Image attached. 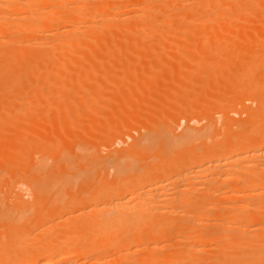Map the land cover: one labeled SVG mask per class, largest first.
<instances>
[{"label": "rangeland", "instance_id": "rangeland-1", "mask_svg": "<svg viewBox=\"0 0 264 264\" xmlns=\"http://www.w3.org/2000/svg\"><path fill=\"white\" fill-rule=\"evenodd\" d=\"M85 1H86L87 5H88V3L90 4V5H88L89 8H90V6H94V5H96L95 8H97V6H99V4L100 5L101 4H105V5L110 4L111 6L109 5V6H104V7L115 8L117 3H119L117 0H93V1L84 0V2ZM114 1L115 2L117 1V2L115 3ZM141 1L143 2V0H135V1L133 0V2H135V3H132V5H131V2H132L131 1L128 4L130 7V11H128L127 13L126 12L123 13V14H126V16L122 14L125 18L122 15H121V17L120 16H117V17L114 16L116 14H113V16H114L113 17L111 13L110 14L108 13L107 16L108 15L110 16V17L108 16V20L111 18L112 23L110 20H109V22H108V20L106 21L108 23L105 22V20H106L105 18H107L106 15H105L106 17L101 15L102 16V17L100 16L101 19L99 17H97L99 19L95 18V15H93V13H94V11H93L92 15L94 16V18L93 17L89 18V19H91V20H89L90 22L89 21L86 22L85 19L83 20V24L80 22L81 19L76 21V26H78V28H80L79 23H78V22H80V26L82 27V29H80V30L76 27L74 28L75 23H73V22H75L74 20H76L77 16H75V14H77V13L71 9L74 5H76V3L78 4L80 2V0H79V2L76 1L73 3V1H72L71 3H69V5L71 7L69 5H67V8L70 7L71 11H74L75 19H72L73 22L71 21L72 23H70V25L73 24V26L72 25L70 27L66 26L67 31H70L68 29L73 28L72 29L73 32H76V34L79 33L81 35L83 33L84 34L83 36L86 37L85 33L87 31H90L91 27L92 26L94 27L95 23H97V25L100 26L103 24V21H104V24L106 23L107 26H110V28H107V27H104L105 25L103 24L102 25L103 29L100 27L102 29L101 30L95 24L94 29L96 27H98L100 30L98 28L97 29L100 32L97 31V29H95L96 31L94 34L97 35V37L92 36V37H94V39H90V38L86 37L85 39L88 42L81 38L83 36H80L81 40H83L84 42H82L80 40L79 44H71V46H70V44L67 43L68 44L67 45L65 42H67L66 40H68V39L67 38L65 39L66 36H64V34H65L64 31L62 32L63 34L61 32H58V31L55 32L54 31L55 33L58 32V34H56V35L59 36V34L61 33L64 36V38H63V36L60 35L61 37L59 36L57 38V36H55V33H53V32L52 33L54 36L50 35L51 31L47 32V31H49L47 28H42L43 30L47 29V30H44L46 32H44L43 30H41V32H40V30H39L40 28H39V29H37V30H39V32L37 30L35 31V33H38L37 35L36 34L29 35L30 37H33V39L29 38V37L27 38L26 33L16 34V35L9 34V36H8L9 38L7 37L6 40H11L12 42H14V41L18 42L19 41L17 44H19V43L22 44L23 42L25 43L26 42V41H24L25 37H26L25 40L28 39L31 42L34 41V43L37 42V39H38L39 41L37 43L43 42L42 43L43 45H41V47L39 48V50L41 48H43L42 49L43 51L42 50H41L42 52L40 51L42 53L40 55V56H42L41 59H40V56L37 58L30 59V61H27L24 64L21 72L14 73V75H10V76L6 74L5 77H3V79L0 76V90H1V92H0L1 93L0 105H3V106L5 105V108H6L5 111H2L1 110L2 108H0V114H2V113L6 114L12 120V122H10L8 125L9 127H7L6 131H4L5 134H3V136H6V138H0V142L2 141L0 143V161H1L0 162L1 163L0 164V184H1L0 185V200L2 201V202H0V205H1L0 210H2V211H0V214H1V212H2V214H4V210H5V214L3 215L4 216L3 219H5L7 214H12V216L9 215L8 217L13 218V216H14V219H16V217L24 214L25 217L22 218V216H21V218H22V220L24 219L26 221V224L24 225V227L23 226L20 227L19 230H17V229L13 230L12 229L13 224L12 223L10 224V222H5V221H7V217H6L5 221H0V222L4 223V224L0 223V229L1 228H2V230L4 229L3 232H2V230L0 231V233H1L0 238L2 236L1 239H3V241H1V239H0V242H1L0 243L1 244V246H0V254H1L0 255V258H1L0 261L1 262L4 261V259H6V260L8 259L10 261L11 260L15 261L16 259H18V256H19V255H17V252H21V250L22 251L23 250L32 251L35 249H39L41 247L42 248H44V247L49 248L50 244L54 243L52 241V239L50 240L49 238H47V234L51 230V228H50L51 225H55L54 227L51 226L52 229H55V232L58 235H61V237H59V236L57 237L56 241H62L65 237L75 238V236H77L78 239H83V241H80L78 243L66 244L65 246L62 247L63 251H66V250L69 251L72 249H76V250L80 249L79 251H82L83 249L89 250L91 248L90 242L92 241V237L98 233H105V230H107L105 234L110 233V235H108V236L111 238L114 237L115 235H117L116 244H118L117 241L119 239L125 238L126 235H127L126 237L128 238V237H131L132 235L134 236V235H138L140 233L141 234H144L145 232L147 233V230H148V227L150 224L148 221H145L146 224H145V222H140V220H138V222L135 221L133 225H131L132 223L127 224L131 220V215H133V214L128 215L130 217H126L121 223H113L110 226H104V227L100 226V228H98L99 226L90 225L89 222L92 221V219L94 217H92L90 214L87 215V212L90 211V209L92 208L91 206L94 203L92 201V199H94L93 197L95 196L94 193H96V194L101 193L102 190H104V191H106V190L109 191L112 189L114 190V187H116V185L117 186L119 185V191L121 189L122 190L121 193L124 191L123 194L126 195V193H128V191L130 190L129 186L133 185V183H134V182H132L130 177L133 176V173H135V172H132L133 170L135 171V169L137 170L138 173L141 172L140 175H142V173L145 172V169L147 167L152 168V166H153V168L164 166V167H162L164 169L166 168L167 170L181 172L182 169L185 170V166H184L185 162H188V160L189 161L192 160V158H197V156L200 157V155H202L201 153H203L205 155L206 152H208V151L210 152L209 149H211V151H212L213 150L212 146H214L215 149L217 147L219 149V145L223 144L222 146H225L227 143L228 144L237 143L238 142L237 140H239V142H240V141H243V139H245V138H251V140L253 139L252 142L256 143L257 142L256 140H259V139L264 137V131H263L264 127H263L262 122L261 123L256 122V121L251 122L252 120H254L252 117V114H254V113H256V111L258 112L260 110L261 102L264 101V84H263L264 83V65H263L264 64L263 63L264 62V59H263L264 58V43H263L264 42V0H259V2L262 1L261 4L260 3L259 4L254 3L255 6H253V4H252L253 7L250 5L251 7L247 9L248 11H246L244 9L242 11L237 10V11H239L237 13H236V11H235V13H232V11H231L230 12L231 14L228 12H226V13L225 12H221V13L217 12L215 15L214 11H211V12L209 11V12H205V13L199 15L200 12L199 13L195 12V13H197L198 18L197 17L194 18L195 17L194 15L190 16L191 14H189V13H185L186 10H185V12L183 11L182 13H180L181 12L180 7H183L182 10H184L187 7V5L190 4L189 0H187L188 2L186 0H183V4H182V0H181V4L183 6L179 7L178 12L176 11V14H175V12L174 13L173 12H171V13L161 12V14L156 12V14H160V18L158 19V15H157V17L155 16L156 19L154 18L155 20L152 19V21L157 22V20L158 21L160 20V22H157V24L155 23L157 26L155 25L152 27H145V28L143 26V27H139V28L137 27L136 29L133 27V25H132L133 23L130 24L132 26H130V25L126 26L125 24L129 23V22H127L128 19L126 21V18L128 17L127 16L128 13L131 14L133 12V9L137 8L139 6V4H141ZM90 2H92L93 4L91 5ZM85 4L82 6L84 7ZM78 5H81V4H78ZM82 6H81V8H83ZM102 6H100L99 8L101 9ZM85 7L83 9L84 11L81 10L82 11V16H81L82 19H83V15H85V14H83V12L85 13L86 10L88 9V7H86V8ZM65 8L66 7H64V9ZM252 8H254V10ZM103 9L105 10L106 8H103ZM111 9H109V11ZM88 10L92 11L91 8ZM98 10L99 9H95V13L99 12ZM126 10H129V8H127ZM126 10H124V11H126ZM249 10H251L253 12H251ZM64 11H66V9ZM68 11H70V10H68ZM81 11H79V13H81ZM109 11L107 10V12H109ZM187 12H189V11L187 10ZM79 13L77 15H79ZM121 13L119 12L118 15H120ZM163 13H164V15H163ZM207 13H208V15H207ZM210 13H213V14H210ZM69 14H72V12L71 13L69 12ZM87 14H88V11H87ZM98 14L100 15L103 13L100 12ZM92 15H89V16H92ZM206 15H207V17H206L207 19L210 17V19L214 18V20H212V21L210 20L209 21L210 23H205L207 19L203 20L202 18H204ZM212 15H214V17H212ZM29 16L31 18V15H27L28 18H29ZM103 17H105V18H103ZM71 18H74V17H71ZM216 18H218V19H216ZM14 19H10V21L11 20L14 21ZM93 19H95V20H93ZM102 19H104V20H102ZM167 19L174 20L173 21L174 24H171V21H170V22H168V23H170V25L169 24L167 25V23H165ZM192 19H194V20H192ZM196 19H200V20H196ZM32 20H33V17L31 18V21ZM202 20L204 22H201ZM31 21L29 20V22H31ZM190 21H192V22H190ZM232 21H233V23H232ZM98 22L99 23L102 22V24H99ZM179 22H182V23L185 22L187 25L186 24L180 25ZM121 23H124L123 24L124 26L121 25ZM162 23H165L166 26L163 25ZM11 24H14V22L13 23L11 22ZM202 24H203V26H202ZM247 24H248V26H247ZM53 25H54L53 27H55V23ZM65 25H69V23H67ZM227 25H228V27H227ZM111 26H112V28H111ZM233 27H234V29H233ZM55 28L58 29L57 27H55ZM55 28H53V29H55ZM205 28H206V30H205ZM240 28H242V29H240ZM74 29L76 31H74ZM231 29H233V30H231ZM50 30H52V29H50ZM135 30H137V31H135ZM92 31H93V29H92ZM211 31H213V32L211 33ZM71 32H70V34H71ZM132 33H134V35ZM72 34H73V35H71L72 37L76 36V34L75 35H74V33H72ZM79 34H77V35L79 36ZM86 34H88V32ZM65 35H67V37H69V38L71 37L68 35V33ZM202 35H203V37H202ZM143 37L146 40L145 39L143 40L142 39ZM60 38H61V40H60ZM206 38L208 39V42H207ZM57 39H59V41H61L60 43H62V42L65 43V45H60V48L62 47L61 49H58L59 47L55 46V44L59 43V41L56 42ZM78 39H79V37H78ZM95 39L97 42L93 41ZM213 39H215V40H213ZM238 39H239V41H241V43L239 41H237ZM22 40H23V42H22ZM150 40H152V41H150ZM211 40H212V42H211ZM29 41H28V43H29ZM50 41H52V42H50ZM250 41H252V42H250ZM16 42H14V43H16ZM28 43H25V44L28 45ZM102 43H103V45H102ZM207 43H209V44L207 45ZM96 44H97V47H95ZM135 44H137V45H135ZM147 45H149V46H147ZM64 46H65V48H64ZM74 46H76V48H74ZM208 47L210 50L208 49ZM217 47L219 48V50ZM197 48H198V50H197ZM84 49H85V51H84ZM55 50L56 51L62 50L64 52L59 53L57 51L58 52V55H57V54H55ZM97 50H99V51H97ZM40 52H38V53H40ZM51 52H53L54 53L53 55H56L57 57L56 56L50 57L52 54ZM107 52H108V54H107ZM43 54L44 55L47 54L46 55L47 60L45 58H43L44 57ZM222 54H225V56ZM196 55H198V57ZM219 55H221V56H219ZM259 55H260L261 60H260V58L257 57ZM0 56H2V55H0ZM54 58H56V59H54ZM222 58H223V60H222ZM225 58L228 61L227 63L225 62L226 61ZM229 58H230V60H229ZM254 58H258L259 62L261 61L260 62L261 64L257 63L258 62L257 59L255 60ZM253 59H254V61H252ZM49 60H50V62H49ZM31 62H32V64H30ZM47 63L49 64V66ZM61 63H63V64H61ZM188 64H189V66H188ZM225 65H227V68ZM25 66H27L26 69H25ZM33 66H35L37 68H35ZM231 67H233V68H231ZM27 69L28 70L30 69V70L27 72ZM249 70L250 71L253 70V71L250 72ZM84 71H85V73H84ZM223 72H225V73H223ZM22 73L26 74V75L23 76ZM17 74L20 75L19 76L20 78H18L19 81H17L18 79H16V77L18 76ZM191 80H192V82H191ZM16 82H18V83L20 82L21 83L20 86ZM250 83H253V84H250ZM16 84H17V87L15 86ZM19 87H21V88H19ZM50 93L53 95H51ZM130 93H131V95H130ZM251 93L253 94V96L251 95ZM256 95H257V97H256ZM228 98H230V99H228ZM196 99H197V101H196ZM232 103H233V105H232ZM92 104H93V106H92ZM224 104H225V106H224ZM250 104H251V106H250ZM99 108H101V110ZM166 108L168 110H166ZM226 108H227V110H226ZM218 110H219V112H217ZM26 111H27V113H26ZM103 111H104V113H103ZM167 111H169V112H167ZM108 112H110V113H108ZM116 112L119 114H117ZM128 112H130V113H128ZM120 114H122L123 116ZM110 115L112 118H110ZM123 117H125L126 119ZM103 118H104V120H103ZM114 118L117 120H115ZM207 118H209V119H207ZM138 119L140 120V122L141 121L142 122L140 123ZM245 119H248L249 121L248 120L245 121ZM215 121H217V122H215ZM116 123H118V124H116ZM128 123H129V125H128ZM258 124H262L261 126L263 127V130H261L262 129L261 126L256 127L257 130H256V128H254ZM70 125H71V127H70ZM93 125H95L96 127H94ZM111 125H113V126L117 125L118 127H113ZM248 125H249V127H248ZM60 126H61V128H60ZM82 126H83V128H81ZM87 126H89V127H87ZM251 126H254V127H251ZM34 128L36 130L38 129L41 135L39 133L37 134L35 132L36 130ZM187 128H190V129H187ZM228 128H229V130H228ZM247 128H249V129H247ZM252 128L254 130H256V132H254V130ZM258 128L260 131L258 130ZM50 130H52V131H50ZM224 130H226L228 132H226ZM230 130L232 133L229 132ZM239 130H241V131H239ZM80 131L82 132V134ZM128 132H131V133L129 134ZM178 132H179V135L177 134ZM194 132H196V133H194ZM205 132H207V133H205ZM215 132L217 133V135H215L216 134ZM249 132H251V133H249ZM95 133H97V134L95 135ZM17 134L18 135L23 134L24 138L23 139L22 138H16ZM25 134H27L28 136L27 135L25 136ZM59 134L61 135V138H59L60 137ZM248 134H249V136H247ZM9 135H11V136H9ZM45 135H47L48 138H47V136L45 137ZM147 135L150 138L147 137ZM154 135L156 137H154ZM255 135H256V137H255ZM143 136L145 137V140H146V143H144L145 140H143V143L146 145L143 144L144 147L142 146L143 147L141 149L142 154H136L135 153L136 154L135 155L133 144L136 146V141L137 140L140 141L142 139L141 137H143ZM185 136H189V137L191 136V137L189 138V137H185ZM237 136H238V138H237ZM64 137L67 138V140H69L71 142H68L67 140H65ZM136 137H137V139H136ZM179 137H181V138H179ZM229 137L231 140L228 139ZM240 137L241 138L243 137V138L241 139ZM109 138H110V141H109ZM62 139H64V140H62ZM89 139L91 142L89 141ZM147 139L150 142H148ZM182 139H184V140L182 141ZM221 139H223V140H221ZM224 140H226V141L224 142ZM228 140H230V141H228ZM66 141H67V144H69V145H66ZM107 141H108V143L106 144ZM180 141H182V142H180ZM16 143H18V144H16ZM205 144L207 147L204 146ZM21 145L22 146L24 145L23 148ZM32 145H33V147L34 146L35 147L33 148ZM177 145H178V147H177ZM210 145H211V148H210ZM256 145H254V146H256ZM37 147H39V148H37ZM128 148H129V150L130 149L131 150L129 151ZM6 149H8V150H6ZM186 149H187L188 154H186L187 152L183 154V152H185ZM218 149H216V150H218ZM2 150H3V153H2ZM26 150H27V152H26ZM121 150H122V152H121ZM123 150L128 152V153L132 152L131 154H134L133 156H136V157L130 156L127 153L128 156H130V158H128L126 156V153H124ZM180 150L182 151V153ZM29 151H30V153H29ZM65 151H66V153H65ZM85 151H86V154L84 153ZM113 151H115V152H113ZM118 151L120 152L121 155H122V153L125 154V157L130 160L128 162L126 159L127 163L126 162L124 163V165H126V166H124V168H128L127 171H130L132 174L130 172L127 173L126 170H125L126 173L124 172L126 175L125 174L121 175V173L118 172V170H119L118 167H121L120 165L122 163L120 165H118V164L121 161L123 162V158H122V160L117 158L119 156V154H117V156H116V153ZM60 152H62L63 155ZM69 153H71V156L69 155ZM144 153L145 154L148 153L151 156L147 155V156H149V158H148ZM27 154L31 155V156L29 155L30 158ZM58 155H61V156H58ZM67 155H69V156L66 158L65 156H67ZM80 155L82 157H80ZM140 155L141 156L143 155V156L141 157ZM158 155H159V157H158ZM20 156H22V158H20ZM192 156H194V157H192ZM263 156H262V158L250 159L248 161L246 160L244 163H242L241 165H237L235 168L229 167L227 169V172L224 173V177L222 179H223V181H225V180L228 181V184H226L224 186V190L227 193H229V195L227 194L228 196L226 195L224 197V199H220V198L216 197L214 194H212L218 190L219 186L223 187L222 183L218 184L219 183L218 182L217 184L219 186L218 185L216 186V184H214V186L212 185L210 187V190H208L207 188H208V186H210L208 184H210V183L207 182V179L211 178L210 172H207L206 168H202V169L198 168V165H196V163L194 161H193L194 163L192 162V164H193L192 166L194 167V171L192 172L193 174L191 173L190 181H187V178H185V176H184V178L179 177V175L176 176L174 181L172 183H170L171 185H169V187H168L169 190H164L165 194H164V192L161 191L164 195L162 196V193H161L160 197H161L163 202L173 203L174 202L173 198L177 194L178 195H184L187 193H188L187 195L191 194V192L189 191V189H191V188H189V187L193 186V187H195L193 190L198 189L199 193L197 191H193L191 189V191H193L192 193H196L199 195L194 194V196H192V198H194L196 195V197H195L196 201H202L201 199H203V201H204V199L215 200V202H217L218 207H219V205H218L219 201H220V203L223 202L220 205V207H225V206H222V205H225L224 203H228V202L234 203V201H245L246 200V201H251V202H253V201H255V202L256 201H258V202L262 201L263 202L264 201V181H263V185L254 186L253 189H249L247 191L249 193H247L244 196L241 194V195L236 197L234 195L231 196V194H230L231 191H233L236 188L243 189V184H245V182H242V181L252 180V178H254L255 175L256 176L259 175L258 176L259 182L264 180V157ZM26 157H28V158L25 161L23 158H26ZM75 157H77V158H75ZM86 157H88V158H86ZM125 157H124V160H125ZM8 158H10V159H8ZM63 158H65V159H63ZM74 158H75V160H74ZM82 158H83V160H82ZM89 158H92V160ZM142 158L143 159L145 158V160H142ZM114 159H115V162H114ZM157 159H158V161H157ZM217 159H218V161H220L219 160L220 158H217ZM62 160L64 161V163ZM76 160H78L77 163L75 162ZM89 160H91L92 162ZM139 160H141V161H139ZM184 160H186V161H184ZM87 161H89L88 164L90 165V167L87 164ZM95 161H97V162H95ZM215 161H216V163L218 162L216 159H215ZM17 162H19V164H17ZM66 162H68V163H66ZM69 162L71 163L70 165L73 166L74 168L69 169V166H70ZM72 162H74V163H72ZM112 162H114V163H112ZM203 162H204V160H203ZM207 162H208V160H206L205 163H203V164H208ZM20 163H22V164H20ZM40 163H44V164L46 163L48 165V167H47V165L45 164L46 167L49 169V170L47 169L46 172H47V174H50V176L47 174L46 175L41 174L42 172L39 173V170H38L39 166L38 165H41ZM82 163H84V164L86 163L85 165H88V166L85 167L83 165L84 166V168H83V167H81ZM131 163H132V165H131ZM140 163L141 164L143 163V164L141 165ZM170 163H172L173 165ZM58 164H60V165H58ZM134 164H136V165H134ZM128 165H130V166L128 167ZM21 166H22V168H21ZM56 166H58V167L61 166L59 168H62V170L58 169V167H56ZM110 166H111V168H110ZM15 167L17 169H15ZM24 167H25V170L27 169L26 171L24 170ZM78 167H79V169H76ZM12 168H13L14 172L11 170ZM91 168H93V169L91 170ZM113 168H114V170H113ZM130 168H132V169H130ZM149 168H147V169H149ZM40 169H42V168H40ZM56 169H58L59 171H57ZM93 170L96 171L95 176H94ZM98 170H99V172H98ZM49 171H50V173H49ZM115 171H117L119 175ZM122 171H124V170H122ZM216 171H217V169H216ZM8 172L11 174H9ZM137 172H136V174H137ZM218 172H217V174H218ZM35 173H37V174H35ZM71 173H74V174H71ZM213 174H216V173H213ZM76 175H78V176H76ZM106 175H108V177ZM115 175H116V177L114 178ZM128 175H130V176H128ZM140 175L138 177H140ZM246 175L248 178L246 177ZM44 176L46 178L49 176L47 178L49 180V182L47 179L44 178ZM64 176H65L66 180L67 179H68V181L70 180L69 181L70 183L67 182V184L66 183L64 184V181L61 180L62 178L64 179ZM83 176L84 177L88 176L89 178L87 177L88 179L87 178L84 179ZM119 176L120 177L122 176L126 180H123ZM134 176H136V175H134ZM134 176H133V178H135ZM252 176H254V177H252ZM106 177H107V179H106ZM127 177H128V180H127ZM71 178L74 179L73 181H75V182H72ZM192 178H194V179H192ZM249 178H251V179H249ZM59 179H60V182L58 181ZM86 179H87V181H89L90 184H87L88 182L86 181ZM136 179L135 180L133 179V181H136ZM182 179H184L185 181ZM45 180H47V181H45ZM34 181H35V183H37L35 185L38 188L40 187V185H42L43 181H45V183H43L44 185H46V183H49V185H50V183L54 184L53 181L54 182L57 181V182H55V187L58 186L57 184H61V185L58 186L57 190H56V188L48 189V184H47V186H44L47 188V189L44 188V190H49L48 196L50 195L49 194L50 192H51V194L54 192V190H55V192L53 193V196L50 195L48 197V196H46L47 191H45L44 193H46V194H44V195L42 194L43 199L39 200V201H41V203H40L37 200V194L34 192L35 189L31 190L34 186ZM93 181H94V183H93ZM23 182H26V183H23ZM31 182H32V184H31ZM39 182H41V183H39ZM29 183H30V185H29ZM38 183L40 185H38ZM206 183H207V185H206ZM109 184H111V186ZM146 184L147 185H145V184L141 185L140 186L141 188L139 187L140 191H142V192L144 191V190H142L144 186H146V187L151 186V185L148 186L150 184V182H147ZM180 185L182 188L179 187ZM61 186H62V188H61ZM82 186H85V188ZM104 186H106V187H104ZM187 186H189V187H187ZM110 188H112V189H110ZM255 188H257V189H255ZM37 191L39 192V189H36V192ZM42 191H43V189H42ZM180 191H182V192H180ZM33 192L35 194H33ZM40 192H41V189H40ZM88 192H91V193L88 194ZM142 192H140V193H142ZM183 192H184V194H183ZM60 193H62V194L60 195ZM77 194H78V196H77ZM8 195H11V196H8ZM54 195L57 197H55ZM128 195L129 194H127V196ZM74 196H76V197H74ZM200 196H202V197H200ZM47 197H48V199H46ZM189 197H191V196H189ZM197 197L201 198V199L199 200ZM4 199L6 200L5 202H4ZM56 199H58V200H56ZM71 199H73V200H71ZM195 199H193V201ZM12 200L16 201V202L14 201V205H13ZM127 200H128V198L126 199V201ZM35 201H36V203H35ZM37 201H38V203H37ZM54 201H56V202H54ZM44 202L46 204H43ZM51 203H54V204H51ZM3 205H5L6 208ZM27 205H29V206L27 207ZM55 205H56L57 209H55ZM57 205H60L61 209H60V206L58 207ZM51 206L53 207L54 211L51 210ZM217 206H215L216 208L215 207L214 208L217 209ZM83 207L85 209H83ZM220 207L218 208L219 212L223 209V208L220 209ZM86 208L88 209V211ZM8 209L9 210L11 209L10 212ZM215 209L212 210V211H214L213 214L216 211H218V209L216 211H215ZM45 210H46V212H45ZM6 211H7V213H6ZM50 211H51V213H50ZM61 211L63 213H61ZM212 211H211V215H212ZM17 212H19L20 215ZM52 212H54V213H52ZM44 213H45V215H44ZM129 213H130V211H129ZM2 214L0 215L1 217H2ZM215 214H214V216H215ZM85 215L87 216V218ZM80 216H82V217H80ZM114 216H117V213ZM1 217H0V220H1ZM10 218H9V220H10ZM71 218H73V219L71 220ZM32 219L34 221L31 222L30 220H32ZM158 219L159 220H157V219L154 220L153 223L156 224L155 221L159 222L158 224H162L161 222H167L166 220H163L164 218H158ZM86 220H89V221H86ZM127 220H128V222H127ZM10 221H12V220H10ZM68 221H70V222H68ZM27 222L29 223L28 224L29 226L27 225ZM213 222H215V221H210V223H213ZM63 223H65V224H63ZM69 223H71V224H69ZM136 223H139V225L141 223L142 228H141V225L139 226ZM126 224H127V226H126ZM144 224H145V226H144ZM2 225L3 226L6 225V226L2 227ZM56 225H57V227H56ZM30 226L32 228H30ZM35 226H36V228H35ZM129 226H131V227H129ZM8 228L10 229V231L13 230L14 233L13 232L7 233L6 230H8ZM47 228L50 230L48 231ZM35 229H37V230H35ZM39 229L41 231H39ZM80 229H82V230L79 231ZM143 229H144V232H142ZM31 230L34 232H32ZM67 230H68L69 234H68ZM102 230H104V232ZM18 231H19V233H18ZM4 232H6V233H4ZM40 232H43L44 234H41ZM234 233L236 234V231ZM7 234H10V236L9 235L7 236ZM235 234L231 235V236H235ZM18 235H20V236H18ZM16 236L20 238V239H17V240H19V242L17 244H12L11 242L17 238ZM28 236H30V237H28ZM62 236H63V238H62ZM6 239H7V241H6ZM10 239H12V240L10 241ZM38 239H39V241H38ZM231 239H232V237L230 238V240ZM4 242H6L7 244ZM33 242H35L36 244ZM49 242H51V243H49ZM82 242H84V244H82ZM43 244H44V246H43ZM12 245H15V246H12ZM71 246H72V248H71ZM37 247H39V248H37ZM87 247H89V248H87ZM9 248H11V250ZM17 249H18V251H17ZM9 250H10V252H9ZM4 252H6V253L4 254V259H3V253ZM11 252H13V253H11ZM12 255H13V257H12ZM16 255H17V257H16ZM139 255L140 254H136L134 256H139ZM5 256H7V258H5ZM92 256L93 255H90V257L88 256V259H84V258L81 259L80 262L77 264H85V263L86 264H92V260H93ZM118 262H119V264H123L126 261H124V262L118 261Z\"/></svg>", "mask_w": 264, "mask_h": 264}, {"label": "bare ground", "instance_id": "bare-ground-1", "mask_svg": "<svg viewBox=\"0 0 264 264\" xmlns=\"http://www.w3.org/2000/svg\"><path fill=\"white\" fill-rule=\"evenodd\" d=\"M73 1V3L74 2H76V1H78L79 2V0H0V55H2V56H0V76L2 77V79H3V77H5V75L7 74V75H14V73H19V72H21V70H22V67L24 66V64L27 62V61H30V59H33V58H37V57H39L42 53V49L43 48H41L40 50H39V48L41 47V45H43L42 43L43 42H39V43H37L39 40L37 39V42H35L34 43V41L33 42H31V41H29L28 39V41H29V43H28V41L27 40H25L26 39V37L24 38V41H26L25 43H28V45H26L24 42H23V40H22V44H17L18 42H16V41H14V42H16V43H14V42H12L11 40H6L7 39V37L9 36V34H11V35H16V34H22V33H26L27 34V38L29 37V38H32L33 39V37H30L29 35H33V34H38V33H35V31L37 30V29H39L40 30V32H41V30H43L42 28H47L49 31H47V32H50V35H53V33H55L56 31H58V32H63L64 31V33L65 34H67L68 33V35L69 36H71V35H73L72 33H74V35L76 34V32H73V28L72 29H68V30H70V31H67V27L66 26H73V24H71L70 25V23H72L73 22V20L72 19H75V16H77L76 17V20H74L75 22H73V23H75V26H74V28L76 27V28H78V26H76V21H78L79 19H81V23L83 24V20L85 19V21L87 22V21H89V20H91V19H89V18H94V16L93 15H95V18H97V17H99L100 19H101V17L102 16H107V14L109 13H111L112 14V16H113V14H116V15H114V16H120L121 17V15L123 14V13H127L128 11H130V7H129V3L131 2V5H132V3H135V2H133V0H117L119 3H117V5L115 6V8H113V7H108L109 9H111L110 11H109V9L107 8V7H104V6H109L110 4H99V6H97V8H95V6L96 5H94V6H90V8H91V10L92 11H90V10H88V9H90L89 8V6L88 5H90L89 3H88V5H87V3H86V1L84 2V0H80V2L78 3V4H81V5H78L77 3H76V5H72L73 7L71 8L72 10H74L77 14L79 13V11H84L83 9H84V7L86 6V7H88V9L86 10V12L84 13L83 12V14H87V11H88V14L89 15H92V13H93V11H94V13H95V9H99L98 11L99 12H96L95 14L93 13V15L92 16H89L88 14V16L86 15H83V19H82V11H81V13H79V15H77V14H75V16H74V11H71V9H70V5H69V3H71ZM87 1H89V0H87ZM91 1H93V0H91ZM116 1V2H117ZM135 1V0H134ZM187 1V0H186ZM185 1V2H186ZM190 2V4L189 5H187V7L184 9V10H182V8L183 7H180V6H183L182 4H183V0H182V4H181V0H143V2L141 1V4H139V6L137 7V8H135V9H133V12L131 13V14H129L128 13V17L126 18V21H127V19H128V21L127 22H129V23H126L125 25L127 26V25H130V24H132L133 25V27L136 29L137 27L139 28V27H143L144 26V28L145 27H152V26H155L156 24H157V22H160V20L158 21L157 20V22H155V21H152V19L153 20H155L156 19V17H157V15H158V19L160 18V14H161V12H164V13H171V12H175V14H176V11L178 12V9H179V7L181 8V12L180 13H182L183 11L185 12V10H186V12L185 13H189V14H191L190 16H192V15H194L195 17L194 18H196L197 17V13H195V12H200L199 13V15L200 14H203V13H205V12H211V11H214V13H215V15H216V13L217 12H228V13H230L231 11H232V13H235V11H236V13L237 12H239L240 10L242 11L243 9L244 10H246V11H248L247 9L248 8H250L251 6H252V4H253V6H255L254 5V3L255 4H261L262 3V1H260L259 2V0H189ZM96 2V1H95ZM107 2V1H106ZM105 2V3H106ZM115 2V1H114ZM115 2V3H116ZM140 2V1H139ZM188 2V1H187ZM83 3V4H82ZM86 3V4H85ZM91 3V5L93 4L92 2H90ZM112 3V2H111ZM85 4V6L83 7L82 5H84ZM185 4V3H184ZM67 5H69L70 7H68L67 8ZM78 5V6H77ZM103 5V6H102ZM186 5V4H185ZM251 5V6H250ZM80 6V7H79ZM81 6L83 7V8H81ZM100 6H102L101 7V9L99 8ZM111 6V5H110ZM252 6V7H253ZM64 7H66L65 9H66V11H64L65 9H64ZM85 7V8H86ZM93 7V8H92ZM129 8V10H126L127 8ZM95 8V9H94ZM103 8H106L109 12H107V10L105 9H103ZM126 8V9H125ZM70 10V11H68V10ZM94 9V10H93ZM253 10H254V8H252ZM101 10V11H100ZM124 10H126V11H124ZM187 10L189 11V12H187ZM237 10H239V11H237ZM216 11V12H215ZM249 11H251V10H249ZM69 12L71 13L72 12V14H69ZM103 13V14H98V13ZM107 12V13H106ZM121 13L120 15H118V13ZM156 12L157 13H160V14H156ZM251 12H253V11H251ZM91 13V14H90ZM106 13V14H105ZM164 13H163V15H164ZM219 13V14H220ZM67 14V15H66ZM98 14V15H97ZM196 14V15H195ZM210 14H213V13H210ZM209 14V15H210ZM231 14V13H230ZM262 14V13H261ZM27 15H31V18L33 17V20L31 21V18H30V16H29V18L27 17ZM50 15V16H49ZM71 15V16H70ZM102 15V16H101ZM123 15H125L126 16V14H123ZM122 15V16H123ZM167 15V14H166ZM207 15H208V13H207ZM207 15L204 17V18H202L203 20L205 19H207L206 17H207ZM101 16V17H100ZM105 16V17H106ZM109 16V15H108ZM108 16H107V18H105V17H103V18H105L106 20H105V22L108 20ZM111 16V17H112ZM113 16V17H114ZM156 16V17H155ZM162 16V15H161ZM226 16V15H225ZM228 16V15H227ZM71 17H74V18H71ZM110 17V16H109ZM124 17V16H123ZM167 17V16H166ZM169 17V16H168ZM174 17V16H173ZM188 17V16H187ZM200 17V16H199ZM212 17H214V15H212ZM243 17V16H242ZM16 20H15V19ZM26 18V19H25ZM78 18V19H77ZM99 18H97V19H99ZM125 18V17H124ZM155 18V19H154ZM185 18V17H184ZM183 18V19H184ZM198 18V17H197ZM251 18V17H250ZM10 19H14V21L13 20H11L10 21ZM113 19V18H112ZM166 19V18H165ZM175 19V18H174ZM201 19V18H200ZM200 19H196V20H200ZM209 19V20H208ZM207 20H206V22L205 23H210L209 21L211 20H214V18H211L210 19V17L208 18ZM216 19H218V18H216ZM215 19V20H216ZM26 20V21H25ZM29 20L31 21V22H29ZM93 20H95V19H93ZM102 20H104V19H102ZM110 21H111V23H112V20H111V18L109 19ZM109 20H108V22H109ZM124 20V19H123ZM162 20V19H161ZM185 20V19H184ZM192 20H194V19H192ZM201 21V22H204V21ZM248 20V19H247ZM254 20V19H253ZM258 20V19H257ZM10 21V22H9ZM72 21V22H71ZM131 21V22H130ZM163 21V20H162ZM171 21V24H174V20H172V19H167L166 20V22L165 23H167V25L169 24L170 25V23H168V22H170ZM182 21V20H181ZM186 21V20H185ZM9 22V23H8ZM11 22L13 23L14 22V24H11ZM80 22H78L79 23V27L80 28H78L79 30L80 29H82V27L80 26ZM90 22V21H89ZM92 22V21H91ZM97 22V21H96ZM108 22H106V23H108ZM187 22V21H186ZM190 22H192V21H190ZM222 22V21H221ZM55 23V27H57L58 29H56L55 27H53L54 24ZM67 23H69V25H65V24H67ZM77 23V24H78ZM93 23V22H92ZM99 23V22H98ZM106 23L104 24V21H103V24L105 25L104 27H107V28H110V26H107L106 25ZM110 23V24H111ZM156 23V24H155ZM165 23H162L163 25H165L166 26V24ZM188 23V22H187ZM219 23V22H218ZM232 23H233V21H232ZM245 23V22H244ZM58 24V25H57ZM91 24V23H90ZM96 25H97V23H95ZM95 24H94V27H95ZM99 24H102V22L101 23H99ZM102 24V25H103ZM124 23H121V25H123ZM161 24V25H162ZM179 24L181 25V24H186L185 22H179ZM178 24V25H179ZM201 24V23H200ZM89 25V24H88ZM87 25V26H88ZM102 25H100V26H98L99 28L101 27H103ZM132 25H130V26H132ZM177 25V26H178ZM187 25V24H186ZM225 25V24H224ZM234 25V24H233ZM246 25V24H245ZM253 25V24H252ZM63 26V27H62ZM86 26V27H87ZM124 26V25H123ZM157 26V25H156ZM202 26H203V24H202ZM201 26V27H202ZM247 26H248V24H247ZM51 27V28H50ZM55 28V29H53V28ZM94 27L92 26L91 27V30L90 31H87L88 32V34H86L85 33V36L87 37V38H90V39H94V37H92V36H95V37H97V35H95L94 33H95V29H97L98 27H96L95 29H94ZM121 27V26H120ZM175 27V26H174ZM227 27H228V25H227ZM90 28V27H89ZM98 28V29H99ZM100 28V29H101ZM111 28H112V26H111ZM124 28V27H123ZM130 28V27H129ZM132 28V27H131ZM133 28V29H134ZM143 28V29H144ZM212 28V27H211ZM47 29H44V30H47ZM50 29H52V30H50ZM84 29V28H83ZM87 29V28H86ZM92 29H93V31H92ZM97 29V31H99ZM103 29V28H102ZM101 29V30H102ZM159 29V28H158ZM198 29V28H197ZM233 29H234V27H233ZM233 29H231V30H233ZM240 29H242V28H240ZM39 30H37L38 32H39ZM43 30V31H44ZM194 30V29H193ZM204 30V29H203ZM205 30H206V28H205ZM204 30V31H205ZM55 31V32H54ZM72 31V32H71ZM74 31H76L75 29H74ZM105 31V30H104ZM135 31H137V30H135ZM176 31V30H175ZM215 31V30H214ZM222 31V30H221ZM237 31V30H236ZM243 31V30H242ZM44 32H46V31H44ZM53 32V33H52ZM58 32L57 33H55V36H57V38L60 36V35H62L61 33L59 34V36L58 35H56V34H58ZM70 32H71V34H70ZM79 32V31H78ZM81 32V31H80ZM90 32V33H89ZM100 32V31H99ZM102 32V31H101ZM110 32V31H109ZM145 32V31H144ZM209 32V31H208ZM213 31H211V33H212ZM82 33V32H81ZM103 33V32H102ZM224 33V32H223ZM234 33V32H233ZM49 34V33H48ZM64 34V36H66L65 37V39L67 38L68 40H66L67 42H65L66 44L68 43V44H70V46H71V44H79V42H80V40H81V38L83 39V40H85V41H87L85 38L86 37H84L83 35V33H82V35L81 34H79V33H77V34H79V36L76 34V36H74V37H67V35H65ZM105 34V33H104ZM131 34V33H130ZM133 35H134V33H132ZM214 34V33H213ZM35 35V36H36ZM102 35V34H101ZM140 35V34H139ZM142 35V34H141ZM155 35V34H154ZM193 35V34H192ZM221 35V34H220ZM243 35V34H242ZM254 35V34H253ZM54 36V35H53ZM63 36V35H62ZM64 36H63V38H64ZM80 36H83V37H81L80 38ZM121 36V35H120ZM145 36V35H144ZM47 37V36H46ZM61 37V36H60ZM78 37H79V39H78ZM127 37V36H126ZM202 37H203V35H202ZM243 37V36H242ZM255 37V36H254ZM9 38V37H8ZM16 38V37H15ZM21 38V37H20ZM52 38V37H51ZM221 38V37H220ZM230 38V37H229ZM256 38V37H255ZM254 38V39H255ZM56 39V38H55ZM64 39V40H65ZM143 40L145 39L144 37L142 38ZM207 39V38H206ZM225 39V38H224ZM248 39V38H247ZM258 39V38H257ZM43 40V39H42ZM41 40V41H42ZM45 40V39H44ZM48 40V39H47ZM60 40H61V38H60ZM83 40H81L82 42H84ZM109 40V39H108ZM115 40V39H114ZM133 40V39H132ZM146 40V39H145ZM179 40V39H178ZM213 40H215V39H213ZM236 40V39H235ZM59 41V39H57L56 40V42H58ZM63 41V40H62ZM93 41H96V39L95 40H93ZM104 41V40H103ZM107 41V40H106ZM120 41V40H119ZM126 41V40H125ZM150 41H152V40H150ZM160 41V40H159ZM163 41V40H162ZM237 41H239V39L237 40ZM50 42H52V41H50ZM54 42V41H53ZM61 41H59V43H57V44H55V46H58L59 48L58 49H61L60 48V45H65V43H60ZM81 42V43H82ZM88 42V41H87ZM97 42V41H96ZM114 42V41H113ZM143 42V41H142ZM146 42V41H145ZM207 42H208V39H207ZM211 42H212V40H211ZM240 43H241V41H239ZM243 42V41H242ZM249 42V41H248ZM250 42H252V41H250ZM260 42V41H259ZM31 43V44H30ZM105 43V42H104ZM126 43V42H125ZM129 43V42H128ZM137 43V42H136ZM144 43V42H143ZM198 43V42H197ZM200 43V42H199ZM204 43V42H203ZM237 43V42H236ZM264 43V42H263ZM16 44V45H15ZM26 46H25V45ZM48 44V43H47ZM67 44V45H68ZM114 44V43H113ZM148 44V43H147ZM209 43H207V45H208ZM225 44V43H224ZM88 45V44H87ZM101 45V44H100ZM99 45V46H100ZM102 45H103V43H102ZM135 45H137V44H135ZM193 45V44H192ZM197 45V44H196ZM249 45V44H248ZM140 46V45H139ZM147 46H149V45H147ZM176 46V45H175ZM199 46V45H198ZM206 46V45H205ZM210 46V45H209ZM226 46V45H225ZM245 46V45H244ZM43 47V46H42ZM78 47V46H77ZM95 47H97V44H96V46ZM105 47V46H104ZM108 47V46H107ZM130 47V46H129ZM196 47V46H195ZM200 47V46H199ZM248 47V46H247ZM262 47V46H261ZM64 48H65V46H64ZM74 48H76V46H74ZM116 48V47H115ZM142 48V47H141ZM218 48V47H217ZM230 48V47H229ZM48 49V48H47ZM136 49V48H135ZM143 49V48H142ZM208 49H209V47H208ZM238 49V48H237ZM236 49V50H237ZM245 49V48H244ZM243 49V50H244ZM42 50V51H41ZM83 50V49H82ZM144 50V49H143ZM197 50H198V48H197ZM210 50V49H209ZM216 50V49H215ZM218 50H219V48H218ZM230 50V49H229ZM242 50V49H241ZM240 50V51H241ZM41 51V52H40ZM58 51V50H57ZM56 50H55V54H57L58 55V52L59 53H61V52H64V51H62V50H59L58 52H57ZM84 51H85V49H84ZM97 51H99V50H97ZM107 51V50H106ZM249 51V50H248ZM251 51V50H250ZM38 52H40V53H38ZM110 52V51H109ZM112 52V51H111ZM162 52V51H161ZM204 52V51H203ZM224 52V51H223ZM229 52V51H228ZM262 52V51H261ZM3 53V54H2ZM52 54H51V56L50 57H54V56H56V55H53L54 53L53 52H51ZM222 53V52H221ZM225 53V52H224ZM237 53V52H236ZM107 54H108V52H107ZM112 54V53H111ZM179 54V53H178ZM226 54V53H225ZM225 54H222V55H224L225 56ZM47 55V54H46ZM46 55H44L43 54V58H45L46 59ZM82 55V54H81ZM87 55V54H86ZM102 55V54H101ZM120 55V54H119ZM132 55V54H131ZM242 55V54H241ZM261 55V54H260ZM260 55L259 56H257L258 58H260ZM49 56V55H48ZM60 56V55H59ZM115 56V55H114ZM121 56V55H120ZM197 57H198V55H196ZM219 56H221V55H219ZM249 56V55H248ZM256 56V55H255ZM263 56V55H262ZM41 57L42 56H40V59H41ZM49 57V58H50ZM57 57V56H56ZM89 57V56H88ZM194 57V56H193ZM211 57V56H210ZM231 57V56H230ZM240 57V56H239ZM245 57V56H244ZM122 58V57H121ZM139 58V57H138ZM248 58V57H247ZM258 58H254L255 60L257 59V63H259V64H261L260 62H259V60H258ZM54 59H56V58H54ZM90 59V58H89ZM226 59V58H225ZM224 59V60H225ZM254 59L252 60V61H254ZM264 59V58H263ZM262 59V60H263ZM47 60V59H46ZM140 60V59H139ZM208 60V59H207ZM212 60V59H211ZM222 60H223V58H222ZM229 60H230V58H229ZM260 60H261V58H260ZM74 61V60H73ZM84 61V60H83ZM194 61V60H193ZM49 62H50V60H49ZM48 62V63H49ZM100 62V61H99ZM116 62V61H115ZM153 62V61H152ZM226 63L228 62L227 61V59H226V61H225ZM47 63V64H48ZM186 63V62H185ZM205 63V62H204ZM230 63V62H229ZM237 63V62H236ZM264 63V62H263ZM30 64H32V62L30 63ZM50 64V63H49ZM49 64H48V66H49ZM61 64H63V63H61ZM118 64V63H117ZM121 64V63H120ZM210 64V63H209ZM224 64V63H223ZM222 64V65H223ZM231 64V63H230ZM45 65V64H44ZM106 65V64H105ZM232 65V64H231ZM230 65V66H231ZM254 65V64H253ZM264 65V64H263ZM188 66H189V64H188ZM221 66V65H220ZM226 66V68H227V65H225ZM239 66V65H238ZM262 66V65H261ZM26 67L27 66H25V69H26ZM33 67H35V66H33ZM77 67V66H76ZM200 67V66H199ZM210 67V66H209ZM243 67V66H242ZM35 68H37V67H35ZM52 68V67H51ZM95 68V67H94ZM98 68V67H97ZM148 68V67H147ZM165 68V67H164ZM231 68H233V67H231ZM235 68V67H234ZM47 69V68H46ZM45 69V70H46ZM77 69V68H76ZM211 69V68H210ZM209 69V70H210ZM242 69V68H241ZM30 70V69H29ZM28 69H27V72L29 71ZM56 70V69H55ZM64 70V69H63ZM217 70V69H216ZM235 70V69H234ZM93 71V70H92ZM123 71V70H122ZM184 71V70H183ZM211 71V70H210ZM250 71V70H249ZM251 71H253V70H251ZM250 71V72H251ZM76 72V71H75ZM196 72V71H195ZM84 73H85V71H84ZM135 73V72H134ZM194 73V72H193ZM223 73H225V72H223ZM23 74V73H22ZM171 74V73H170ZM210 74V73H209ZM18 76L16 77V79H18V78H20L19 76V74H17ZM24 75H26V74H23V76ZM83 75V74H82ZM95 75V74H94ZM22 76V77H23ZM68 76V75H67ZM98 76V75H97ZM136 76V75H135ZM167 76V75H166ZM172 76V75H171ZM201 76V75H200ZM222 76V75H221ZM12 77V76H11ZM29 77V76H28ZM75 77V76H74ZM216 77V76H215ZM96 78V77H95ZM123 78V77H122ZM132 78V77H131ZM172 78V77H171ZM188 78V77H187ZM199 78V77H198ZM254 78V77H253ZM115 79V78H114ZM135 79V78H134ZM106 80V79H105ZM122 80V79H121ZM263 80V79H262ZM17 81H19V79L17 80ZM21 81V80H20ZM83 82V81H82ZM102 82V81H101ZM118 82V81H117ZM150 82V81H149ZM189 82V81H188ZM191 82H192V80H191ZM222 82V81H221ZM254 82V81H253ZM4 83V82H3ZM2 83V84H3ZM16 83H18V82H16ZM139 83V82H138ZM224 83V82H223ZM19 84V86H20V82L18 83ZM30 84V83H29ZM78 84V83H77ZM193 84V83H192ZM250 84H253V83H250ZM264 84V83H263ZM126 85V84H125ZM207 85V84H206ZM16 87H17V84L15 85ZM50 86V85H49ZM15 87V88H16ZM45 87V86H44ZM215 87V86H214ZM249 87V86H248ZM19 88H21V87H19ZM31 88V87H30ZM60 88V87H59ZM70 88V87H69ZM198 88V87H197ZM216 88V87H215ZM251 88V87H250ZM263 88V87H262ZM17 89V88H16ZM32 89V88H31ZM234 89V88H233ZM261 89V88H260ZM231 90V89H230ZM250 90V89H249ZM51 91V90H50ZM64 91V90H63ZM80 91V90H79ZM205 91V90H204ZM210 91V90H209ZM257 91V90H256ZM0 92H1V90H0ZM128 92V91H127ZM216 93V92H215ZM247 93V92H246ZM35 94V93H34ZM51 94V93H50ZM195 94V93H194ZM214 94V93H213ZM257 94V93H256ZM51 95H53V94H51ZM89 95V94H88ZM130 95H131V93H130ZM175 95V94H174ZM238 95V94H237ZM251 95L253 96V94L251 93ZM255 95V94H254ZM0 96H1V93H0ZM248 96V95H247ZM251 96V97H252ZM73 97V96H72ZM131 97V96H130ZM163 97V96H162ZM256 97H257V95H256ZM20 98V97H19ZM24 98V97H23ZM254 98V97H253ZM259 98V97H258ZM27 99V98H26ZM79 99V98H78ZM225 99V98H224ZM228 99H230V98H228ZM237 99V98H236ZM39 100V99H38ZM75 100V99H74ZM152 100V99H151ZM150 100V101H151ZM244 100V99H243ZM62 101V100H61ZM97 101V100H96ZM95 101V102H96ZM106 101V100H105ZM154 101V100H153ZM192 101V100H191ZM196 101H197V99H196ZM227 101V100H226ZM239 101V100H238ZM28 102V101H27ZM57 102V101H56ZM233 102V101H232ZM244 102V101H243ZM256 102V101H255ZM68 103V102H67ZM112 103V102H111ZM212 103V102H211ZM50 104V103H49ZM97 104V103H96ZM194 104V103H193ZM210 104V103H209ZM242 104V103H241ZM246 104V103H245ZM23 105V104H22ZM72 105V104H71ZM113 105V104H112ZM116 105V104H115ZM215 105V104H214ZM232 105H233V103H232ZM37 106V105H36ZM92 106H93V104H92ZM134 106V105H133ZM178 106V105H177ZM224 106H225V104H224ZM250 106H251V104H250ZM13 107V106H12ZM32 107V106H31ZM30 107V108H31ZM49 107V106H48ZM114 107V106H113ZM179 107V106H178ZM231 107V106H230ZM0 108H2L1 110L2 111H5V105L3 106V105H0ZM23 108V107H22ZM214 108V107H213ZM258 108V107H257ZM24 109V108H23ZM33 109V108H32ZM78 109V108H77ZM100 110H101V108H99ZM124 109V108H123ZM238 109V108H237ZM240 109V108H239ZM256 109V108H255ZM55 110V109H54ZM97 110V109H96ZM99 110V111H100ZM125 110V109H124ZM166 110H168L167 108H166ZM226 110H227V108H226ZM34 112V111H33ZM102 112V111H101ZM132 112V111H131ZM156 112V111H155ZM167 112H169V111H167ZM203 112V111H202ZM217 112H219V110L217 111ZM222 112V111H221ZM238 112V111H237ZM26 113H27V111H26ZM35 113V112H34ZM97 113V112H96ZM103 113H104V111H103ZM106 113V112H105ZM108 113H110V112H108ZM117 113V112H116ZM128 113H130V112H128ZM173 113V112H172ZM31 114V113H30ZM93 114V113H92ZM117 114H119V113H117ZM143 114V113H142ZM196 114V113H195ZM241 114V113H240ZM28 115V114H27ZM112 115V114H111ZM111 115H110V118H112L111 117ZM120 115H122V114H120ZM48 116V115H47ZM123 116V115H122ZM121 116V117H122ZM125 116V115H124ZM134 116V115H133ZM163 116V115H162ZM174 116V115H173ZM196 116V115H195ZM27 117V116H26ZM76 117V116H75ZM93 117V116H92ZM114 117V116H113ZM135 117V116H134ZM252 117H253V119L254 120H250L251 122H253V121H256V122H262V124H263V127H264V101H262L261 102V105H260V110L257 112L256 111V113H254V114H252ZM123 118H125V117H123ZM152 118V117H151ZM206 118V117H205ZM212 118V117H211ZM44 119V118H43ZM88 119V118H87ZM100 119V118H99ZM115 119V118H114ZM126 119V118H125ZM135 119V118H134ZM142 119V118H141ZM207 119H209V118H207ZM86 120V119H85ZM103 120H104V118H103ZM115 120H117V119H115ZM137 120V119H136ZM139 120V119H138ZM155 120V119H154ZM159 120V119H158ZM226 120V119H225ZM246 120H248V119H245V121ZM16 121V120H15ZM89 121V120H88ZM214 121V120H213ZM227 121V120H226ZM225 121V122H226ZM249 121V120H248ZM10 122H12V120H11V118H9L6 114H0V138H6V136H3V134H5V132L4 131H6V129H7V127H9L8 125H9V123ZM67 122V121H66ZM110 122V121H109ZM108 122V123H109ZM113 122V121H112ZM126 122V121H125ZM139 122H140V120H139ZM142 122V121H141ZM140 122V123H141ZM215 122H217V121H215ZM244 122V121H243ZM242 122V123H243ZM208 123V122H207ZM40 124V123H39ZM82 124V123H81ZM110 124V123H109ZM116 124H118V123H116ZM120 124V123H119ZM210 124V123H209ZM217 124V123H216ZM262 124H258L257 126H251V127H254V128H256V127H259V126H261ZM41 125V124H40ZM39 125V126H40ZM52 125V124H51ZM97 125V124H96ZM107 125V124H106ZM128 125H129V123H128ZM31 126V125H30ZM37 126V125H36ZM94 127H96L95 125H93ZM92 126V127H93ZM111 126H113V125H111ZM137 126V125H136ZM48 127V126H47ZM53 127V126H52ZM70 127H71V125H70ZM87 127H89V126H87ZM86 127V128H87ZM98 127V126H97ZM107 127V126H106ZM113 127H118L117 125L115 126H113ZM120 127V126H119ZM138 127V126H137ZM192 127V126H191ZM247 127V126H246ZM248 127H249V125H248ZM262 127V126H261ZM263 127H262V129L261 130H263ZM60 128H61V126H60ZM81 128H83V126L81 127ZM201 128V127H200ZM215 128V127H214ZM245 128V127H244ZM35 129V128H34ZM64 129V128H63ZM101 129V128H100ZM139 129V128H138ZM187 129H190V128H187ZM247 129H249V128H247ZM253 129V128H252ZM36 130V129H35ZM104 130V129H103ZM156 130V129H155ZM176 130V129H175ZM208 130V129H207ZM228 130H229V128H228ZM246 130V129H245ZM254 130V129H253ZM256 130H257V128H256ZM256 130H254V132H256ZM258 130H259V128H258ZM33 131V130H32ZM38 131V132H37ZM50 131H52V130H50ZM67 131V130H66ZM78 131V130H77ZM102 131V130H101ZM115 131V130H114ZM123 131V130H122ZM224 131H226V130H224ZM235 131V130H234ZM237 131V130H236ZM239 131H241V130H239ZM260 131V130H259ZM264 131V130H263ZM3 132V133H2ZM22 132V131H21ZM37 134L39 133L40 134V132H39V130L37 129L36 131H35ZM81 132V131H80ZM124 132V131H123ZM126 132V131H125ZM170 132V131H169ZM175 132V131H174ZM197 132V131H196ZM196 132H194V133H196ZM226 132H228V131H226ZM230 133H232L231 132V130L229 131ZM27 133V132H26ZM47 133V132H46ZM88 133V132H87ZM94 133V132H93ZM112 133V132H111ZM129 134L131 133V132H128ZM186 133V132H185ZM205 133H207V132H205ZM216 133V132H215ZM245 133V132H244ZM249 133H251V132H249ZM259 133V132H258ZM24 134V133H23ZM23 134H21V135H18L17 134V137L16 138H24V136H23ZM50 134V133H49ZM70 134V133H69ZM81 134H82V132H81ZM97 133H95V135H96ZM148 134V133H147ZM152 134V133H151ZM178 135H179V132L177 133ZM190 134V133H189ZM188 134V135H189ZM27 134H25V136H26ZM41 135V134H40ZM48 135V134H47ZM47 135H45V137L47 136ZM60 135V134H59ZM71 135V134H70ZM90 135V134H89ZM112 135V134H111ZM121 135V134H120ZM119 135V136H120ZM185 135V134H184ZM213 135V134H212ZM215 135H217V133L215 134ZM214 135V136H215ZM226 135V134H225ZM252 135V134H251ZM9 136H11V135H9ZM15 136V135H14ZM28 136V135H27ZM63 136V135H62ZM83 136V135H82ZM85 136V135H84ZM100 136V135H99ZM114 136V135H113ZM118 136V135H117ZM139 136V135H138ZM173 136V135H172ZM192 136V135H191ZM190 136V137H191ZM229 136V135H228ZM247 136H249V134L247 135ZM246 136V137H247ZM259 136V135H258ZM147 137H149L148 135H147ZM154 137H156L155 135H154ZM176 137V136H175ZM185 137H189V136H185ZM184 137V138H185ZM189 137V138H190ZM193 137V136H192ZM254 137V136H253ZM255 137H256V135H255ZM26 138V137H25ZM44 138V137H43ZM47 138H48V136H47ZM59 138H61V135H60V137ZM83 138V137H82ZM87 138V137H86ZM85 138V139H86ZM106 138V137H105ZM142 139L139 141V140H137L136 141V146L133 144V148H134V154L136 153V154H142V152H141V149L144 147V145H146V144H144V143H146V140H145V137L143 136V137H141ZM144 138V139H143ZM150 138V137H149ZM153 138V137H152ZM179 138H181V137H179ZM206 138V137H205ZM214 138V137H213ZM212 138V139H213ZM225 138V137H224ZM227 138V137H226ZM237 138H238V136H237ZM241 138V137H240ZM243 138V137H242ZM241 138V139H242ZM28 139V138H27ZM31 139V138H30ZM64 139L65 140H67V138H65L64 137ZM64 139H62V140H64ZM107 139V138H106ZM136 139H137V137H136ZM135 139V140H136ZM154 139V138H153ZM165 139V138H164ZM175 139V138H174ZM187 139V138H186ZM228 139H230V137L228 138ZM256 139V138H255ZM20 140V139H19ZM25 140V139H24ZM112 140V139H111ZM143 140H145V142L143 143ZM163 140V139H162ZM166 140V139H165ZM184 139H182V141H183ZM221 140H223V139H221ZM231 140V139H230ZM230 140H228V141H230ZM253 140V139H252ZM252 140H251V138H245V139H243V141H240L239 142V140H237L238 142L237 143H231V144H224L225 146H222V145H219V149H218V147L216 148V149H218V150H216L215 149V147L214 146H212V148H213V150L211 151V149H209L210 150V152L208 151V152H206L205 153V155L203 154V153H201L202 155H200V157L199 156H197V158H192V160H188V162H185L184 163V166H185V170H183L182 169V171L181 172H178V171H171V170H167L166 168L164 169V168H162V167H164V166H160V167H156V168H153V166H152V168H149V167H147V168H149V169H145V172H143L142 173V175H140L141 174V172L140 173H138L137 172V170L135 169V171L133 170L132 172H135V173H133V176L134 175H136V176H134L135 178H133V176H131L130 177V179L132 180V182H134L133 183V185H131V186H129V188H130V192L128 191V193H126V195H124L123 194V192L121 193V189H120V191H119V185L117 186L116 184V187H114V190L112 189V188H110V189H112V190H106V191H104V190H102V192L101 193H94L95 194V196L93 197L94 199H92V201L94 202L93 204H92V208L90 209V211L89 212H87L88 211V207L86 208L87 209V215L88 214H90L92 217H94L93 219H92V221H90L89 222V224L90 225H92V226H99L98 228H100V226L101 227H104V226H110L111 224H113V223H121L126 217H130V216H128V215H130V214H133V215H131V220L128 222V220H127V224H131V225H133L134 224V222L135 221H137L138 222V220H140V222H145V221H148L150 224H149V227H148V230H147V233L145 234H138V235H132L131 237H126L125 235V238H122V239H119L118 241H117V243L119 244H116V240H117V235H115L114 237H109L108 235H110V233L109 234H105L106 233V231L107 230H105V233H98V234H96V235H94L93 237H92V241L90 242V244H91V248L89 249V250H85V249H83L82 251H79V250H76V249H72V250H69V251H63L62 250V247L63 246H65L66 244H69V243H78V242H80V241H83V239H78L77 238V236H75V238H73V237H65L62 241H56L57 240V237L59 236V237H61V235H58L56 232H55V229H52V227H54L55 225H51L50 226V228H51V230L50 229H48V231L50 230V232L47 234V238H49L50 240L52 239V241L54 242L53 244L51 243V242H49V243H51L50 244V247L49 248H46V247H44V248H39V247H37V248H39V249H35V250H32V251H28V250H21V252H17V255H19L18 256V259H14L15 261H10V260H6V259H4V254L6 253V252H4L3 253V259H4V261H0V264H77V263H79L80 262V260L81 259H88V256L90 257V255H93L92 257H93V260H92V264H119V262L118 261H120V262H124V261H126V262H124L123 264H264V201L262 202H258V201H253V202H251V201H234V203L233 202H228V203H224L225 205H222V206H225V207H220V205L223 203H220V201H219V203H218V205H219V207H220V209H222L220 212H219V207L217 206V202H215V200H207V199H204V201H203V199H201V198H198L199 200L201 199L202 201H196V199H195V197H196V195H199V194H196V193H192L193 191H197L198 192V189H196V190H193L195 187H193V186H191L190 184V186L191 187H189V186H187V187H189V188H191L193 191H191V189H189V191L191 192V194H189V195H187V194H184V192H183V194L184 195H176L173 199V203H166V202H163L162 201V199H161V193L162 192H164V190H169L168 189V187H169V185H171L170 183H172L173 181H174V179L176 178V176H178L179 175V177H181V178H184V176H185V178H187V181H190V179H191V173L194 171V167L192 166L193 164H192V162L194 161L195 163H196V165H198V168H206V170H207V172H210V176H211V178L209 179H207V182L208 183H210V184H208V185H210V186H208V190H210V187L213 185L214 186V184H216V186L218 185V184H220V183H222V185H223V187H220L219 185V188H218V190L215 192V193H212V194H214L216 197H218V198H220V199H224V197L228 194L229 195V193H227L225 190H224V186L226 185V184H228V181H223V177H224V173H226L227 172V169L229 168V167H232V168H235L237 165H241L242 163H244L246 160L248 161V160H250V159H256V158H262V156L264 155V137L263 138H261V139H259V140H256L257 142L255 143V142H252ZM61 141V140H60ZM68 142H71V141H69V140H67ZM67 141H66V145H69V144H67ZM89 141H90V139H89ZM94 141V140H93ZM109 141H110V138H109ZM113 141V140H112ZM147 141L148 142H150L148 139H147ZM182 141H180V142H182ZM186 141V140H185ZM226 140H224V142H225ZM233 141V140H232ZM231 141V142H232ZM2 142V141H1ZM0 142V143H1ZM5 142V141H4ZM3 142V143H4ZM30 142V141H29ZM28 142V143H29ZM63 142V141H62ZM91 142V141H90ZM95 142V141H94ZM153 142V141H152ZM178 142V141H177ZM205 142V141H204ZM203 142V143H204ZM234 142V141H233ZM24 143V142H23ZM48 143V142H47ZM99 143V142H98ZM108 143V141L106 142V144ZM114 143V142H113ZM162 143V142H161ZM179 143V142H178ZM186 143V142H185ZM202 143V144H203ZM255 143V144H254ZM258 143V144H257ZM16 144H18V143H16ZM20 144V143H19ZM34 144V143H33ZM144 144V145H143ZM173 144V143H172ZM175 144V143H174ZM177 144V143H176ZM182 144V143H181ZM213 144V143H212ZM257 144V145H256ZM90 145V144H89ZM111 145V144H110ZM171 145V144H170ZM179 145V144H178ZM178 145H177V147H178ZM215 145V144H214ZM254 145H256V146H254ZM22 146V145H21ZM24 146V145H23ZM23 146H22V148H23ZM31 146V145H30ZM63 146V145H62ZM129 146V145H128ZM135 146V147H134ZM143 146V147H142ZM148 146V145H147ZM168 146V145H167ZM187 146V145H186ZM202 146V145H201ZM204 146H206V144L204 145ZM203 146V147H204ZM16 147V146H15ZM32 147H33V145H32ZM35 147V146H34ZM33 147V148H34ZM66 147V146H65ZM64 147V148H65ZM146 147V146H145ZM207 147V146H206ZM25 148V147H24ZM28 148V147H27ZM37 148H39V147H37ZM83 148V147H82ZM152 148V147H151ZM171 148V147H170ZM185 148V147H184ZM210 148H211V145H210ZM12 149V148H11ZM116 149V148H115ZM147 149V148H146ZM173 149V148H172ZM176 149V148H175ZM183 149V148H182ZM192 149V148H191ZM6 150H8V149H6ZM5 150V151H6ZM75 150V149H74ZM87 150V149H86ZM125 150V149H124ZM123 150V151H124ZM128 150H129V148H128ZM131 150V149H130ZM129 150V151H130ZM145 150V149H144ZM203 150V149H202ZM82 151V150H81ZM175 151V150H174ZM173 151V152H174ZM181 151V150H180ZM189 151V150H188ZM11 152V151H10ZM26 152H27V150H26ZM44 152V151H43ZM72 152V151H71ZM113 152H115V151H113ZM121 152H122V150H121ZM141 152V153H140ZM145 152V151H144ZM163 152V151H162ZM187 152V149H186V151L185 152H183V154L184 153H186ZM195 152V151H194ZM2 153H3V150H2ZM5 153V152H4ZM13 153V152H12ZM11 153V154H12ZM29 153H30V151H29ZM60 153H62V152H60ZM65 153H66V151H65ZM85 154H86V151L84 152ZM124 153H126V156L128 157V158H130V156H133L134 154H131L130 152L128 153V152H126V151H124ZM130 155V156H128V154ZM158 153V152H157ZM156 153V154H157ZM181 153H182V151H181ZM199 153V152H198ZM208 153V154H207ZM14 154V153H13ZM16 154V153H15ZM33 154V153H32ZM115 154V153H114ZM117 154H119V156L117 157L118 159H121L122 160V158H123V162L121 161H119L120 163L118 164V165H120L121 163V167H118V172H120L121 173V175H124L125 173H126V171H127V169L128 168H124V166H126V165H124V163L126 162V159H127V161L129 162L130 160L128 159V158H126L125 157V154H123L122 153V155L120 154V152L118 151L117 153H116V156H117ZM135 154V155H136ZM145 154V153H144ZM164 154V153H163ZM171 154V153H170ZM186 154H188V152L186 153ZM191 154V153H190ZM195 154V153H194ZM207 154V155H206ZM19 155V154H18ZM21 155V154H20ZM28 155V154H27ZM30 155V154H29ZM28 155V156H29ZM62 155H63V153H62ZM69 155L71 156V153H69ZM69 155H67V156H65L66 158L69 156ZM90 155V154H89ZM121 155V156H120ZM146 156L147 155H149L148 153H146L145 154ZM172 155V154H171ZM31 156V155H30ZM30 156H29V158H30ZM56 156V155H55ZM54 156V157H55ZM58 156H61V155H58ZM111 156V155H110ZM115 156V155H114ZM113 156V157H114ZM123 156V157H122ZM141 156V155H140ZM143 156V155H142ZM141 156V157H142ZM149 156H151V155H149ZM149 156H147L148 158H149ZM155 156V155H154ZM174 156V155H173ZM172 156V157H173ZM16 157V156H15ZM80 157H82L81 155H80ZM85 157V156H84ZM124 157H125V160H124ZM133 157H136V156H133ZM158 157H159V155H158ZM165 157V156H164ZM180 157V156H179ZM192 157H194V156H192ZM264 157V156H263ZM17 158V157H16ZM20 158H22V156H20ZM27 158L28 157H26V158H23L25 161L27 160ZM33 158V157H32ZM51 158V157H50ZM73 158V157H72ZM71 158V159H72ZM75 158H77V157H75ZM75 158H74V160H75ZM86 158H88V157H86ZM104 158V157H103ZM115 158V157H114ZM162 158V157H161ZM217 158H220L219 160L220 161H218V159ZM8 159H10V158H8ZM12 159V158H11ZM63 159H65V158H63ZM89 159H91L92 160V158H89ZM95 159V158H94ZM93 159V160H94ZM110 159V158H109ZM116 159V158H115ZM115 159H114V162H115ZM132 159V158H131ZM136 159V158H135ZM147 159V158H146ZM170 159V158H169ZM195 159V160H194ZM208 160V164H203V163H205V161L206 160ZM215 159L218 161L217 163H216V161H215ZM57 160V159H56ZM82 160H83V158H82ZM91 160H89V161H91ZM113 160V159H112ZM142 160H145V158L143 159L142 158ZM154 160V159H153ZM203 160H204V162H203ZM6 161V160H5ZM9 161V160H8ZM18 161V160H17ZM55 161V160H54ZM63 161V160H62ZM73 161V160H72ZM77 161L78 160H76L75 162L77 163ZM85 161V160H84ZM89 161H87V164H88V162ZM98 161V160H97ZM97 161H95V162H97ZM103 161V160H102ZM110 161V160H109ZM139 161H141V160H139ZM157 161H158V159H157ZM183 161V160H182ZM181 161V162H182ZM184 161H186V160H184ZM1 162V161H0ZM52 162V161H51ZM71 162V161H70ZM69 162V165L71 164ZM92 162V161H91ZM114 162H112V163H114ZM143 162V161H142ZM145 162V161H144ZM147 162V161H146ZM164 162V161H163ZM166 162V161H165ZM193 162V163H194ZM30 163V162H29ZM28 163V164H29ZM50 163V162H49ZM54 163V162H53ZM57 163V162H56ZM63 163H64V161H63ZM62 163V164H63ZM66 163H68V162H66ZM72 163H74V162H72ZM81 163V162H80ZM127 163V162H126ZM1 164V163H0ZM17 164H19V162H17ZM20 164H22V163H20ZM41 165H38L39 166V168H38V170H39V173L40 172H42L41 174H47V167H48V165H47V167H46V165L44 164V163H40ZM43 164V165H42ZM61 164V163H60ZM60 164H58V165H60ZM79 164V163H78ZM86 164V163H85ZM84 163H82V166L81 167H83L84 168V166L85 167H87L88 165H85ZM92 164V163H91ZM101 164V163H100ZM104 164V163H103ZM129 164V163H128ZM141 164V163H140ZM143 164V163H142ZM141 164V165H142ZM151 164V163H150ZM159 164V163H158ZM167 164V163H166ZM169 164V163H168ZM170 164H172V163H170ZM182 164V163H181ZM186 164V165H185ZM12 165V164H11ZM64 165V164H63ZM81 165V164H80ZM84 165V166H83ZM102 165V164H101ZM106 165V164H105ZM131 165H132V163H131ZM134 165H136V164H134ZM152 165V164H151ZM173 165V164H172ZM246 165V164H245ZM257 165V164H256ZM20 166V165H19ZM41 166V167H40ZM75 166V165H74ZM79 166V165H78ZM99 166V165H98ZM112 166V165H111ZM111 166H110V168H111ZM130 165H128V167H129ZM140 166V165H139ZM167 166V165H166ZM165 166V167H166ZM18 167V166H17ZM28 167V166H27ZM26 167V168H27ZM36 167V166H35ZM56 167H58V166H56ZM59 167H61V166H59ZM58 167V169H61L62 170V168H59ZM65 167V166H64ZM63 167V168H64ZM77 167V166H76ZM80 167V166H79ZM79 167L78 168H76V169H79ZM89 167H90V165H89ZM8 168V167H7ZM14 168V167H13ZM13 168L11 169L12 171H13ZM21 168H22V166H21ZM40 168H42V169H40ZM70 168H74L73 166H69V169ZM109 168V167H108ZM107 168V169H108ZM109 168V169H110ZM134 168V167H133ZM15 169H17L16 167H15ZM36 169V168H35ZM58 169H56L57 171H59ZM93 168H91V170H92ZM99 169V168H98ZM105 169V168H104ZM130 169H132V168H130ZM129 169V170H130ZM140 169V168H139ZM216 169H217V171H216ZM249 169V168H248ZM259 169V168H258ZM23 170V169H22ZM24 170H25V167H24ZM27 170V169H26ZM25 170V171H26ZM41 170V171H40ZM49 170V169H48ZM54 170V169H53ZM66 170V169H65ZM73 170V169H72ZM75 170V169H74ZM113 170H114V168H113ZM116 170V169H115ZM122 170H124V171H122ZM126 170V171H125ZM199 170V169H198ZM197 170V171H198ZM235 170V169H234ZM7 171V170H6ZM16 171V170H15ZM37 171V170H36ZM45 171V172H44ZM82 171V170H81ZM94 171V170H93ZM104 171V170H103ZM219 171V172H218ZM14 172V171H13ZM17 172V171H16ZM28 172V171H27ZM44 172V173H43ZM55 172V171H54ZM53 172V173H54ZM65 172V171H64ZM70 172V171H69ZM72 172V171H71ZM80 172V171H79ZM98 172H99V170H98ZM115 172H117V171H115ZM118 172H117V174H118ZM125 172V173H124ZM128 172H130V171H127V173ZM136 172H137V174H136ZM178 174H177V173ZM206 172V171H205ZM217 172H218V174H217ZM247 172V171H246ZM9 173V172H8ZM25 173V172H24ZM31 173V172H30ZM49 173H50V171H49ZM76 173V172H75ZM94 173V176H95V173H96V171H94L93 172ZM107 173V172H106ZM105 173V174H106ZM131 173V172H130ZM213 173H216V174H213ZM232 173V172H231ZM262 173V172H261ZM9 174H11V173H9ZM14 174V173H13ZM23 174V173H22ZM21 174V175H22ZM35 174H37V173H35ZM40 174V175H41ZM71 174H74V173H71ZM77 174V173H76ZM85 174V173H84ZM88 174V173H87ZM102 174V173H101ZM104 174V175H105ZM132 174V173H131ZM130 174V175H131ZM193 174V173H192ZM209 174V173H208ZM228 174V173H227ZM233 174V173H232ZM47 175H49L50 176V174H47ZM62 175V174H61ZM103 175V176H104ZM119 175V174H118ZM126 175V174H125ZM130 175H128V176H130ZM140 175V177H138ZM197 175V174H196ZM217 175V176H216ZM226 175V174H225ZM231 175V174H230ZM229 175V176H230ZM236 175V174H235ZM249 175V174H248ZM31 176V175H30ZM34 176V175H33ZM48 176V177H49ZM57 176V175H56ZM76 176H78V175H76ZM93 176V175H92ZM107 177H108V175H106ZM194 176V175H193ZM259 176V175H258ZM258 176H256L255 175V177L254 176H252V177H254V178H252V180H249V181H247V180H245V181H242V182H245V184H243V189H240V188H236V189H234L233 191H231V196L232 195H234V196H239V195H246L247 193H249V192H247L249 189H253V187L254 186H257V185H263V181L264 180H262V181H260L259 182V178H258ZM39 177V176H38ZM47 177V178H48ZM81 177V176H80ZM88 177V176H87ZM86 176L84 177L83 176V178L85 179V178H87ZM91 177V176H90ZM107 177H106V179H107ZM116 177V175L114 176V178ZM120 177V176H119ZM197 177V176H196ZM201 177V176H200ZM240 177V176H239ZM246 177H247V175H246ZM245 177V178H246ZM34 178V177H33ZM44 178L45 179H47L45 176H44ZM74 178V177H73ZM89 178V177H88ZM87 178V179H88ZM101 178V177H100ZM120 178H122L123 180H126L125 178H123L122 176L120 177ZM137 178V179H136ZM229 178V177H228ZM248 178V177H247ZM17 179V178H16ZM51 179V178H50ZM64 179H65V176H64ZM63 178L61 179V180H63L64 181V184L66 183L67 184V182H69L68 181V179L66 180H64ZM72 179V178H71ZM80 179V178H79ZM87 179H86V181H87ZM94 179V178H93ZM119 179V178H118ZM133 179L135 180L136 179V181H133ZM192 179H194V178H192ZM199 179V178H198ZM249 179H251V178H249ZM7 180V179H6ZM5 180V181H6ZM33 180V179H32ZM48 180V179H47ZM47 180H45V181H47ZM74 179H72V182H75V181H73ZM78 180V179H77ZM76 180V181H77ZM110 180V179H109ZM122 180V181H123ZM127 180H128V177H127ZM181 180V179H180ZM182 180H184V179H182ZM238 180V179H237ZM8 181V180H7ZM39 181V180H38ZM41 181V180H40ZM45 181H43V183H45ZM59 182H60V179L58 180ZM91 181V180H90ZM185 181V180H184ZM186 181V182H187ZM20 182V181H19ZM48 182H49V180H48ZM51 182V181H50ZM55 182H57V181H55ZM55 182L53 181V183L54 184H51L50 183V185H49V183H46V185H44L43 183H42V185H40L39 183H41V182H39L38 183V185H40V187L38 188V187H36V185L35 184H37V183H35V181H34V186H33V188L31 189V190H33V189H35V193L37 194V200L39 201L40 199H43V197H42V194L44 195V194H46V196H48V192H49V190H44V188L45 189H47L46 187H44V186H47V184H48V189H53V188H56V190H57V188H58V186H60L61 184H57L58 186H56L55 187ZM82 182V181H81ZM80 182V183H81ZM84 182V181H83ZM88 182V183H87ZM86 183L87 184H90L89 183V181H87ZM96 182V181H95ZM147 182H150V184L148 185V186H150V187H146V186H144L143 187V189L142 190H144L143 192L142 191H140V186L141 185H143V184H145V185H147L146 183ZM219 182V183H218ZM23 183H26V182H23ZM63 183V182H62ZM70 183V182H69ZM85 183V182H84ZM93 183H94V181H93ZM92 183V184H93ZM97 183V182H96ZM105 183V182H104ZM120 183V182H119ZM176 183V182H175ZM218 183V184H217ZM31 184H32V182H31ZM77 184V183H76ZM86 184V185H87ZM114 184V183H113ZM199 184V183H198ZM242 184V183H241ZM1 185V184H0ZM23 185V184H22ZM29 185H30V183H29ZM63 185V184H62ZM69 185V184H68ZM73 185V184H72ZM71 185V186H72ZM79 185V184H78ZM94 185V184H93ZM99 185V184H98ZM110 186H111V184H109ZM188 185V184H187ZM206 185H207V183H206ZM221 185V186H222ZM77 186V185H76ZM95 186V185H94ZM93 186V187H94ZM107 186V185H106ZM106 186H104V187H106ZM13 187V186H12ZM32 187V186H31ZM67 187V186H66ZM82 187H84L85 188V186H82ZM89 187V186H88ZM96 187V186H95ZM140 187V188H139ZM175 187V186H174ZM179 187H181V185L179 186ZM184 187V186H183ZM27 188V187H26ZM61 188H62V186H61ZM68 188V187H67ZM66 188V189H67ZM73 188V187H72ZM128 188V189H129ZM171 188V187H170ZM173 188V187H172ZM182 188V187H181ZM186 188V187H185ZM197 188V187H196ZM200 188V187H199ZM206 188V187H205ZM36 189H39V192H40V189H41V194L38 192H36ZM42 189H43V191H42ZM89 189V188H88ZM91 189V188H90ZM99 189V188H98ZM102 189V188H101ZM139 189V190H138ZM179 189V188H178ZM188 189V188H187ZM217 189V188H216ZM255 189H257V188H255ZM259 189V188H258ZM59 190V189H58ZM62 190V189H61ZM77 190V189H76ZM94 190V189H93ZM180 190V189H179ZM182 190V189H181ZM214 190V189H213ZM10 191V190H9ZM13 191V190H12ZM45 191H47L46 193H44ZM53 191V190H52ZM81 191V190H80ZM162 191V192H161ZM183 191V190H182ZM182 191H180V192H182ZM212 191V190H211ZM210 191V192H211ZM262 191V190H261ZM5 192V191H4ZM33 192V194H35ZM43 192V193H42ZM54 192H55V190H54ZM53 192V193H54ZM93 192V191H92ZM140 192H142V193H140ZM169 192V191H168ZM189 192V193H190ZM230 192V191H229ZM259 192V191H258ZM53 193L51 194V192L49 193L50 195H52L53 196ZM89 193H91V192H88V194ZM121 193V194H120ZM199 193V192H198ZM206 193V192H205ZM40 194V195H39ZM56 194V193H55ZM62 193H60V195H61ZM80 194V193H79ZM100 194V195H99ZM127 194H129L128 196H127ZM164 194H165V192H164ZM163 193H162V196L164 195ZM169 194V193H168ZM193 194V195H192ZM194 194H196L195 195V197L194 198H192V196H194ZM5 195V194H4ZM49 195V196H50ZM70 195V194H69ZM76 195V194H75ZM187 195V196H186ZM213 195V196H214ZM227 195V196H228ZM252 195V194H251ZM250 195V196H251ZM8 196H11V195H8ZM34 196V195H33ZM41 196V197H40ZM48 196V197H49ZM55 196V195H54ZM77 196H78V194H77ZM189 196H191V197H189ZM23 197V196H22ZM35 197V196H34ZM45 197V196H44ZM48 197L46 198V199H48ZM55 197H57V196H55ZM63 197V196H62ZM74 197H76V196H74ZM200 197H202V196H200ZM4 198V197H3ZM54 198V197H53ZM60 198V197H59ZM87 198V197H86ZM128 198V200L126 201V199ZM163 198V197H162ZM247 198V197H246ZM250 198V197H249ZM252 198V197H251ZM6 199V198H5ZM4 199V202L6 201ZM8 199V198H7ZM52 199V198H51ZM193 199H195L194 201H193ZM56 200H58V199H56ZM67 200V199H66ZM71 200H73V199H71ZM206 200V201H205ZM218 200V199H217ZM216 200V201H217ZM248 200V199H247ZM15 201V200H14ZM14 201L12 200V202H13V205H14ZM25 201V200H24ZM33 201V200H32ZM38 201H37V203H38ZM45 201V200H44ZM68 201V200H67ZM105 201V202H104ZM0 202H2L1 200H0ZM16 202V201H15ZM40 203H41V201H39ZM54 202H56V201H54ZM59 202V201H58ZM134 202V203H133ZM226 202V201H225ZM35 203H36V201H35ZM39 203V204H40ZM80 203V202H79ZM90 203V202H89ZM5 204V203H4ZM43 204H46L45 202L43 203ZM42 204V205H43ZM51 204H54V203H51ZM57 204V203H56ZM81 204V203H80ZM134 204V205H133ZM227 204V205H226ZM69 205V204H68ZM1 206V205H0ZM5 208H6V206L5 205H3ZM29 205H27V207H28ZM45 206V205H44ZM53 206V205H52ZM51 206V210H53V207ZM58 207L60 206V205H57ZM63 206V205H62ZM215 206H217V209H218V211H216L217 209H215L216 207ZM8 207V206H7ZM43 207V206H42ZM46 207V206H45ZM65 207V206H64ZM63 207V208H64ZM215 207V208H214ZM17 208V207H16ZM41 208V207H40ZM70 208V207H69ZM1 209V208H0ZM3 209V208H2ZM55 209H57V207H56V205H55ZM60 209H61V206H60ZM81 209V208H80ZM83 209H85L84 207H83ZM215 209V216H214V214H213V212L214 211H212V210H214ZM9 210V209H8ZM11 210V209H10ZM10 210H9V212H10ZM16 210V209H15ZM50 210V209H49ZM70 210V209H69ZM0 211H2V210H0ZM18 211V210H17ZM26 211V210H25ZM35 211V210H34ZM41 211V210H40ZM48 211V210H47ZM54 211V210H53ZM56 211V210H55ZM64 211V210H63ZM78 211V210H77ZM129 211H130V213H129ZM211 211H212V215H211ZM21 212V211H20ZM45 212H46V210H45ZM218 212V213H217ZM6 213H7V211H6ZM17 213H19V212H17ZM16 213V214H17ZM25 213V212H24ZM35 213V212H34ZM43 213V212H42ZM50 213H51V211H50ZM52 213H54V212H52ZM61 213H63L62 211H61ZM116 213H117V216H114V215H116ZM1 214H2V212H1ZM0 214V215H1ZM4 214H5V210H4ZM4 214H2V217H1V220L0 221H5V219H6V217H7V221H5V222H10V224L12 223L13 225V230L15 229H17V230H19L20 229V227H24V225L26 224V221L23 219L22 220V218H24L25 217V215L23 214V215H20V213H19V215L20 216H18V217H16V219H14V216H13V218H10V217H8L9 215H11L12 216V214H7V216L5 217V219H3V215ZM15 214V215H16ZM84 214V213H83ZM14 215V214H13ZM40 215V214H39ZM44 215H45V213H44ZM49 215V214H48ZM57 215V214H56ZM74 215V214H73ZM21 216H22V218H21ZM52 216V215H51ZM66 216V215H65ZM84 216V215H83ZM86 216V215H85ZM42 217V216H41ZM53 217V216H52ZM72 217V216H71ZM80 217H82V216H80ZM9 218H10V220H12V221H10L9 220ZM54 218V217H53ZM86 218H87V216H86ZM158 218H164L163 220H166L167 222H161L162 224H158L159 222H157V221H155V223L156 224H154L153 222H154V220H159ZM73 218H71V220H72ZM128 219V218H127ZM130 219V218H129ZM168 219V220H167ZM65 220V219H64ZM63 220V221H64ZM70 220V219H69ZM70 220V221H71ZM90 220V219H89ZM89 220H86V221H89ZM28 221V220H27ZM31 222L32 221H34L33 219L32 220H30ZM60 221V220H59ZM62 221V222H63ZM70 221H68V222H70ZM210 221H215V222H213V223H210ZM29 222V221H28ZM27 222V225L29 224ZM53 222V221H52ZM1 224H4L3 222H0ZM35 223V222H34ZM50 223V222H49ZM86 223V222H85ZM31 224V223H30ZM63 224H65V223H63ZM69 224H71V223H69ZM127 224H126V226H127ZM137 225H139V223H136ZM145 224H146V222H145ZM145 224H144V226H145ZM9 225V224H8ZM26 225V226H27ZM33 225V224H32ZM37 225V224H36ZM44 225V224H43ZM50 225V224H49ZM48 225V226H49ZM73 225V224H72ZM71 225V226H72ZM77 225V224H76ZM86 225V224H85ZM88 225V224H87ZM120 225V224H119ZM140 225H141V223H140ZM139 225V226H140ZM4 226H6V225H4ZM3 225H2V227H4ZM11 226V225H10ZM29 226V225H28ZM45 226V225H44ZM67 226V225H66ZM70 226V227H71ZM135 226V225H134ZM8 227V226H7ZM42 227V226H41ZM56 227H57V225H56ZM63 227V226H62ZM68 227V226H67ZM129 227H131V226H129ZM133 227V226H132ZM137 227V226H136ZM30 228H32L31 226H30ZM35 228H36V226H35ZM40 228V227H39ZM97 228V227H96ZM97 228V229H98ZM138 228V227H137ZM141 228H142V225H141ZM22 229V228H21ZM28 229V228H27ZM34 229V228H33ZM46 229V230H47ZM57 229V228H56ZM65 229V228H64ZM69 229V228H68ZM105 229V228H104ZM131 229V228H130ZM145 229V228H144ZM144 229H143V231L142 232H144ZM2 230V228L0 229V231ZM4 230V229H3ZM3 230H2V232H3ZM13 230H11L10 231V229L8 228V230H6L7 231V233L8 232H13ZM35 230H37V229H35ZM60 230V229H59ZM62 230V229H61ZM78 230V229H77ZM82 229H80L79 231H81ZM99 230V229H98ZM125 230V229H124ZM32 231V230H31ZM39 231H41L40 229H39ZM44 231V230H43ZM66 231V230H65ZM64 231V232H65ZM103 232H104V230H102ZM128 231V230H127ZM135 231V230H134ZM133 231V232H134ZM138 231V230H137ZM236 231V234L234 233ZM22 232V231H21ZM32 232H34V231H32ZM31 232V233H32ZM67 232H68V230H67ZM117 232V231H116ZM136 232V231H135ZM141 232V231H140ZM238 232V233H237ZM4 233H6V232H4ZM14 233V232H13ZM18 233H19V231H18ZM23 233V232H22ZM30 233V234H31ZM37 233V232H36ZM41 234H44L43 232H40ZM77 233V232H76ZM113 233V232H112ZM128 233V232H127ZM233 233V234H232ZM1 234V233H0ZM38 234V233H37ZM68 234H69V232H68ZM78 234V233H77ZM88 234V233H87ZM235 234V236H231V235H234ZM10 236V234H7V236ZM18 236H20V235H18ZM31 236V235H30ZM30 236H28V237H30ZM46 236V235H45ZM64 236V235H63ZM63 236H62V238H63ZM69 236V235H68ZM6 237V236H5ZM17 237V236H16ZM232 237V239L230 240V238ZM1 238H2V236H1ZM0 238V239H1ZM14 239V238H13ZM17 239H20L19 237H17L16 239H14L11 243L12 244H17L18 242H19V240H17ZM34 239V238H33ZM54 239V240H53ZM229 239V240H228ZM12 239H10V241H11ZM22 240V239H21ZM37 240V239H36ZM1 241H3V239H1ZM6 241H7V239H6ZM23 241V240H22ZM38 241H39V239H38ZM87 241V240H86ZM9 242V241H8ZM25 242V241H24ZM1 243V242H0ZM4 243H6V242H4ZM33 243H35V242H33ZM32 243V244H33ZM86 243V242H85ZM7 244V243H6ZM36 244V243H35ZM38 244V243H37ZM82 244H84V242H82ZM46 245V244H45ZM52 245V246H51ZM118 245V246H117ZM0 246H1V244H0ZM6 246V245H5ZM12 246H15V245H12ZM42 246V245H41ZM43 246H44V244H43ZM31 247V246H30ZM70 248V247H69ZM71 248H72V246H71ZM80 248V247H79ZM87 248H89V247H87ZM10 250H11V248H9ZM22 249V248H21ZM10 250H9V252H10ZM3 251V250H2ZM17 251H18V249H17ZM20 251V250H19ZM88 251V252H87ZM11 253H13V252H11ZM136 254H140L139 256H134V255H136ZM1 255V254H0ZM17 255H16V257H17ZM12 257H13V255H12ZM5 258H7V256H5ZM9 258V257H8ZM15 258V257H14ZM1 259V258H0ZM36 260V261H35ZM35 261V262H34ZM85 262V261H84ZM87 262V261H86ZM86 264V263H85Z\"/></svg>", "mask_w": 264, "mask_h": 264}]
</instances>
